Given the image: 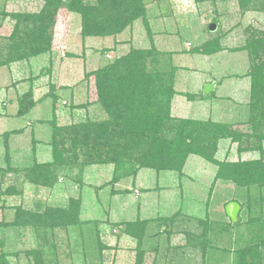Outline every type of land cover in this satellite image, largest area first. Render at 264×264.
<instances>
[{
  "label": "trees",
  "instance_id": "16d2710c",
  "mask_svg": "<svg viewBox=\"0 0 264 264\" xmlns=\"http://www.w3.org/2000/svg\"><path fill=\"white\" fill-rule=\"evenodd\" d=\"M235 1L240 19L248 12L264 13V0ZM63 9L80 16L83 42L88 38L117 37L136 22H140L146 28L151 47L131 48L115 62L87 74V78L94 76L95 102L106 113V120H86L59 126L55 106L57 98L53 93L43 97L42 101L52 98V118L49 120L52 129L50 161L40 162L34 157L33 163L28 167L13 165L9 140L12 135H19L24 129L3 134L6 166L0 167L2 211L6 198L24 195L22 187L27 183L53 189L59 179L64 178L63 180L79 183L82 189L86 168L113 166L114 176L108 185L112 186L113 193H128V190H116L115 185L121 180H135L142 169L181 174L192 155L216 167L212 188L216 182L224 181L247 190L253 187L264 190V27L245 28V44L235 50L246 52L250 63L247 74L251 81L249 118L246 122L247 130L243 132L236 129L235 124L179 119L172 116L171 106L177 94L175 78L178 68L173 64L172 54H169L171 65L165 71L159 68L163 54L153 43L154 34L149 28L146 0H95V3L89 0H43L39 13L25 17L12 14L9 17L16 21V26L9 35L8 44L1 41L3 38L0 39V68L49 54L57 16ZM213 22L218 24L219 19L215 18ZM220 38L221 35L212 38L216 40L213 45L202 44L199 49L192 51L193 54L212 56L223 51ZM106 51L103 50V54ZM39 102L40 100L35 101L32 90H29L18 98L17 116L25 117L31 114ZM86 106L87 104H83V107ZM224 139L238 144L239 156L245 152H258L260 157L247 161L241 158L236 162L219 161L216 159L218 144ZM31 142L33 150H36L40 141L33 136ZM81 208L82 199L75 197H70L67 205L48 206L42 212L25 209L21 204L15 206L12 220L8 221L7 216H4L0 222V230H17L22 236L32 232L35 238L33 242L24 241L23 249L8 252L7 236H0V264H10L11 257H23L26 259L25 264H81L69 262L67 259L73 256L74 250L65 237L69 238L70 231H78L83 238L82 242L85 243L89 237L84 236L83 229L87 225L99 223L82 221ZM247 209H250V205H247ZM262 220V217H250L248 227L253 232V239L244 246L233 245V252L227 244L219 246L218 239H211L210 233L201 236L188 233L189 247L194 251L202 250L205 256L209 248L211 264H264ZM229 223L233 226L230 219ZM147 224V221L137 220L112 225L113 229L120 230L137 241L134 264L144 263L146 252L143 249V240ZM240 224L239 214L234 226ZM216 225L217 223L211 222V232L214 235ZM63 231L67 232L63 235ZM227 231L228 226L223 225L222 232ZM95 232L93 238L97 249L91 251L92 260H85L84 264H104L105 248L100 241L101 231L97 228ZM91 234L93 235V230ZM89 245L93 247V244ZM213 249L220 252V260L219 257H212ZM59 250L64 253L60 255ZM86 250L85 247L80 251L76 250L77 254L83 253V261L89 257V251Z\"/></svg>",
  "mask_w": 264,
  "mask_h": 264
},
{
  "label": "rangeland",
  "instance_id": "374dc122",
  "mask_svg": "<svg viewBox=\"0 0 264 264\" xmlns=\"http://www.w3.org/2000/svg\"><path fill=\"white\" fill-rule=\"evenodd\" d=\"M89 1L95 3V0ZM146 4L147 16L149 15L150 22L149 28L156 36L153 37L155 40L153 43L163 54V56L161 55L160 57L159 68L161 71H165V69L171 65L169 54H175L174 60L172 57V61H174L173 64L180 68L177 74V91H189L191 94L199 93L203 83L213 80L211 75L216 76V70L218 67H221L223 68L222 72H228L230 74L236 73V75H239L237 89H239V84L242 83L240 89L243 93L247 92L246 86L243 88L245 80L242 81V78L247 74L250 67L249 59L246 52L235 50L245 44V28L251 26L257 29H263L264 13L248 12L240 19L238 6L235 0H146ZM42 7L43 0H0V17L2 16V21L0 22V39L3 38L1 41L4 44H8L10 42H7L9 35H11L13 29H15L16 21L12 17H9L10 15L17 14L25 17L29 14L39 13ZM215 18L219 19L217 30L215 32H210L209 26L215 23L213 22ZM81 21L80 16L76 13L68 12L66 9L59 12L51 51L48 55H52L51 66L54 75L58 77L64 74L65 79H63L69 81L67 84H76L74 88L70 90L73 92V95H76L82 102L89 100L91 104L95 105V107L93 106L90 108L88 116L80 112L76 120L85 121L89 118L91 121H103L107 119V115L100 105L95 102L96 94L93 86L95 83L94 76H92L93 79H90L93 83L89 86L90 92L86 91L84 86L86 85L87 87L88 82H80L85 72L84 68L89 70L94 64L100 63L101 60H99V58L101 56L106 57L107 55L106 59L104 57L105 61L103 62L107 65L127 54L130 48H150V39L145 26L140 22H136L131 28H127L124 33L117 36L116 39L113 37H106L105 39L102 38L104 39L102 41L86 39V41L83 42L81 38ZM218 35H221L220 43L222 44L223 51L219 52L216 59L213 57V59L210 60L202 54H193L192 51L199 49L202 44L208 43L209 45H213L216 40H212V38H217ZM106 49L107 51L103 54V50ZM69 54H77L78 56L71 58L68 57ZM38 61L39 62L34 61L35 69H37L38 66L40 69H43L45 66L49 67L46 63L48 61L47 58L44 57ZM37 63L39 64L37 65ZM38 72L39 69L36 70V73ZM3 81L4 78L0 74V84ZM198 88L199 90H197ZM84 91L88 93H84ZM200 92L202 93V90ZM64 94L68 95L69 91H65ZM219 95L222 98L229 97V100L224 99L222 102H218L219 100L215 99L214 96L211 98L212 101H209L211 107L205 113H200L201 104H196L193 99L183 97L186 105L183 102L182 107L186 106V109L183 111L180 106H176L174 109V116L179 119H187L186 117H211L217 120L220 119L222 122H230L236 119L237 121L240 119L248 121L249 115L248 113L245 114L246 111H243L241 115L239 114L242 108H240L237 103L242 100L236 98L234 90L231 87L228 86L221 92L219 91ZM66 98L65 100H67ZM181 100L182 99L177 97L175 103L179 102L181 104ZM45 107L46 106L39 111L41 115H39L38 112H34L25 118L0 120V133L22 126L25 127L27 122L31 121L30 119L39 117L48 118L49 116L45 114ZM244 114L246 115V119L243 118L245 117ZM243 124L246 125V123ZM46 127L43 126V128ZM246 128L247 125L244 131L247 130ZM31 131L32 128L27 127L26 132L17 137H13L14 141L11 146L13 165L17 167L30 166L33 163L34 157H37L40 162L51 160V149L47 143L50 141V138L47 136L50 135V132H44L46 135L45 137L44 133L41 135L40 140L42 143L40 148H38L39 152L37 154L35 150H33ZM172 135L173 134H171V136ZM2 141V138H0L1 168L6 166L5 149L2 145ZM236 147L235 144L230 142V139L222 141L220 148L221 154L217 153L216 157H218L220 161L226 159V161L235 162L239 159L236 153ZM242 158L255 159L258 158V155H242ZM86 170L85 179L88 181V186L91 183L94 184V186H102L109 182L113 176L112 166L91 167ZM216 170L215 166L205 162L199 157L193 156L186 164L184 169L185 177L181 180V183L176 173L157 174L151 170H142L137 180H135V183L131 178L122 181L117 186V189L128 188L130 192L123 193L112 199L109 194L111 187H104L99 193L98 200L95 193L93 195V193L87 190L88 187H86L82 193V199L84 198L83 219L85 221L92 220V223H94L93 221L99 222L97 225H88L85 227L83 234L89 237L86 243L93 244V249H95L96 241L93 237L96 234L95 230L98 228L101 230L107 243L116 241L120 238L121 244H123V240L124 243L130 242L129 246L125 244L124 247H120L121 250L119 253L121 254L126 246L131 248L134 245V241L122 236L121 232L113 234V221H135L138 217L143 219L156 218L158 216L170 217L177 211L182 210L183 216L176 219L173 226L174 235L170 243L173 247L179 248L175 250V252L177 251L176 253H171L170 260L178 259L182 264H201L200 256H198V253L201 254V250H197V253L194 250L185 248L186 241H189L190 235H185L183 232H196L199 230L197 229L196 221L198 219H206V215L209 216V219H211L213 223H217L215 235L210 232V236L211 239H215V237L218 239L219 246H226L227 244L231 247L233 252V245L236 247L239 246V244L242 246L246 245L248 241L250 242V240L253 239V232L250 231L248 227L250 217L252 219L255 217H262V221H264V190L260 191L255 187L247 190L246 188H240L233 183L224 181L216 182L214 188H212ZM58 184L60 186L55 187L54 190L28 183L25 184L22 187L24 192L23 196L6 198L4 202V211L1 210L3 203L0 202V222L3 220L4 216H7L8 221L12 220L14 213L13 208L19 204L25 209L42 212L48 206L57 207L67 205L66 201L69 197L73 196L78 198V195L81 194L77 184L72 185L69 180L66 182L62 180L61 183L58 182ZM134 188H137V190L140 189V197L135 194ZM233 201L241 204V224L237 226H234L235 223H233V226L229 223V218L225 212V204ZM247 205H250V209H247ZM108 214H110L111 220L110 223L107 224L104 221L107 220ZM160 224V222L152 224L150 227L151 230L157 231V229L160 228ZM222 224L228 226V231L226 233L222 232ZM165 227H169V224H165ZM92 230L93 235L90 233ZM66 232L63 231V235ZM2 235L7 236L8 243L6 250L8 252H15L19 249H23V245L21 244L23 240L33 242L35 238L32 232L22 236L20 231L13 229L0 230V236ZM68 235L72 241H74L73 237L78 238L80 241L82 240L81 236H78L76 231H70ZM160 237L162 238L160 245L163 246V248L159 247L160 251L158 252L156 264H164L168 259L166 258L167 246H165V241L168 239V236L161 235ZM240 237L241 239L239 240ZM18 243L20 244L18 245ZM153 244L154 243L148 239L145 248L148 250V247H151ZM72 248L74 249L75 246ZM188 248L190 247L188 246ZM90 250H92V248ZM128 253V251H124L123 255L125 256ZM132 254H134V252ZM70 260H73V258L70 257ZM25 261L26 259L23 257L17 260L13 257L10 258V264H24ZM117 264H133V261L130 260L126 262L125 259L122 258ZM202 264L210 263L203 262Z\"/></svg>",
  "mask_w": 264,
  "mask_h": 264
},
{
  "label": "crops",
  "instance_id": "0c3cea01",
  "mask_svg": "<svg viewBox=\"0 0 264 264\" xmlns=\"http://www.w3.org/2000/svg\"><path fill=\"white\" fill-rule=\"evenodd\" d=\"M153 37H156V36L154 35ZM113 38L116 39V37H113ZM88 39L102 41L105 38L104 39H102V38H88ZM90 46H92V45H90ZM138 48L147 49L145 47H138ZM218 54L219 53L214 54L212 56H206V55H203V54L202 55L204 57H208V59L212 60L213 57H215V59H216ZM51 56L52 55L44 54V55L38 56L36 58H31L29 60L15 62L13 64H10L9 66H5V67H1L0 68V74L4 78V81L0 84V120H4V119L5 120H8V119L13 120L14 118H25V117L31 115L34 112H38V114L41 115L39 113V111L44 106H46L45 110H46L47 113L45 112V114H47L46 116H49L48 118L39 117V118H36V119H30L31 121H28L27 125L25 127L22 126V127H18L16 129L7 131V132H11V131H15V130L24 129L23 132H21V134H23L24 132H26L27 127L32 128L31 137L34 136V138L36 140L40 141L39 144H37L36 150H35V152L37 154L39 152L38 148H40L41 143H42V141L40 140L41 135L44 132H47V133L50 132V135H47L50 138V141H51V135H52V129H51V126L49 124V120L52 118V109H51L52 108L51 107L52 106L51 105L52 98H47V100L42 101L44 96H46L48 93H53L54 97L57 98L55 106H56L57 122H58L59 126H68V125H71L73 123L84 122L83 120H79V121L76 120L78 118L77 117L78 114L80 112H82V113H84L85 116H88L89 113H90V108L93 107V106L95 107V105L91 104L89 102V100L87 101V100L84 99L85 102H82V101L79 100V98L76 97V95L75 96L73 95V92H71L70 90H72V88H74V86L76 84H73V85L67 84L69 81H65L64 80L65 79L64 78V74L63 75H59L58 77H56V75H54V72H53V69H52V66H51L52 65L51 64ZM75 56H78V55L77 54H69L68 57L74 58ZM174 56H175V54L173 55V60H174ZM44 57L48 59V61L46 63L49 65V67L45 66V67H43V69H40V67L38 66L37 69H39V72L36 73L37 69H35V67H34V61L39 62L38 60H41ZM104 57L105 56H101L99 58V60H101V62H102V66H101V62H100V63L94 64L92 66V68H90L89 70L84 68L85 72H84V75H83L82 80L80 82L81 83L83 81H87L88 82L87 87H86V85H84L86 91H89L90 84H93L92 81L90 80V79H93L92 76L87 78V74L88 73L90 74V73L96 71L97 69L103 67L104 65H106V63H103L105 61ZM106 57H107V55H106ZM106 57H105V59H106ZM38 64L39 63H37V65ZM174 66H176V65H174ZM177 68H178V70H177L176 78H175V90H176L177 94L174 96V98L172 100V106H171V109H172L171 112H172V116L173 117H175L174 116V112H175L174 109H175L176 106H180L183 111H184V109H186L185 108L186 106L182 107L183 102L186 105L183 97L184 98L193 99V101H195L196 104H198V103L201 104L202 107L200 108V110H201L200 113H202V112L205 113L211 107V105L209 104L210 103L209 101H212L211 98H213L214 96H215V99L219 100L218 102H222V100H224V99H228L229 100V97H223L222 98L219 95V91L221 92L222 90H224L228 86L231 87L234 90V95L236 96V98L242 100V101H239L237 103L240 106V108H242V111L239 114L241 115V113H243V111L244 112L246 111L245 114L248 113V115H249L248 104L250 102V85H251L250 78L247 76V74L249 72V69L247 71V74L242 78V81L245 80V84L243 85V88H244V86H246V88H247V92H245V93H243V91L240 89V86H241L242 83L239 84V89H237V84H238L237 81L239 80V77H240L239 75H236V73L235 74H230L228 72H222L223 68L218 67V69L216 70V76H212L211 75L213 80H211L209 82H207V81L204 82L202 88L200 90H199V88L197 89V90H199V93L191 94L189 91H177V88H176V85H177V82H178L177 74H178V72L180 70L179 67H177ZM207 84H212L213 85V90L209 94L203 93V89H204L205 85H207ZM29 90H32L33 97H34L35 101H39L40 100V102L37 104V106L31 112V114H29V115H27L25 117H18L17 116V112H18V108H19L18 98H20L23 94H25ZM201 90H202V93L200 92ZM65 91H69V94L65 95L64 94ZM86 91H84V93H88ZM240 92H241V94H240ZM177 97L182 99L181 100V104L179 102L175 103V100H176ZM65 98L67 100H65ZM88 98H89V94H88ZM188 101H190V100H188ZM83 104H87V106L83 107ZM235 112H236V110H235ZM186 118L187 119L189 118L191 120H211V121L217 122V123L235 124L236 125V129L242 130L243 132H244V128L246 126L243 123H246V121H247V120H243V119H240V120L237 121V119H236V120H232L230 122H222V121H220V119L217 120V119H214V118H211V117H209V118H203V117L202 118H199V117L198 118H190V117H186ZM243 118L246 119V115ZM86 120H89V118L86 119ZM37 123H38V126H37ZM43 126H45V127L47 126V127L43 128ZM48 127H49V129H48ZM4 133H6V132H4ZM4 133H0V138H2V140L4 139L3 138V134ZM21 134H19V135H21ZM19 135L16 134V135H12L10 137V140H9L10 148L12 146V142L14 141L13 137H17ZM45 136L46 135L44 133V137ZM226 140L227 139L219 141V144H218L219 150L221 148V142L222 141H226ZM3 141H2V145L4 146V149H5V144H4ZM50 141L47 142L49 147H50V145H49ZM230 142H231V140H230ZM232 144H235L238 147V144H236V143H232ZM237 147H236V153L238 154ZM50 149H51V147H50ZM219 150H218L217 153L221 154L220 153L221 150L220 151ZM11 154H12V148H11ZM242 155H251V156H255V155L257 156L258 155V158L260 157L258 152H245V153H242ZM242 155H240V156L238 155V158L239 159L241 158L244 161L258 159V158H255V159H243ZM193 156L194 155L190 156L188 158V160L191 157H193ZM196 157H198V156H196ZM12 159H13V156H12ZM200 159H202V158H200ZM216 159L220 161V159L218 157H216ZM188 160H187L186 164L188 163ZM224 160H226V159H224ZM186 164H185V167H186ZM91 167H100V166H90V167H88L86 169H89ZM185 167H184V169H185ZM112 168H113L112 171H113V176H114V167L112 166ZM86 169H85L84 174H83V186H82V189H80V184L79 183H76L74 181L69 180L72 185H76L77 184V187L79 188L78 190L81 193V194L78 195V198L82 199V197H83L82 193H83V190L86 187H88L87 190L90 193H93V195L95 193V195L97 197V200H98L100 191L103 190L104 187H111V191L109 192L111 199L116 197V196H120L121 194H123L122 192H119V193H113L112 192V186L108 185V183L112 179L109 182H107L104 185H102V186H94V184H92V183L89 184V186H88L87 185L88 181L85 179V175H86L85 172L87 171ZM184 169H183L181 174H179L177 172H173V171H162V172H157L155 170H151V171H154L157 174H160V173H176L178 175V177L180 179V183H181L182 182L181 180L185 177ZM142 170H150V169H142ZM142 170H140V171H142ZM140 171H139V173H140ZM139 173H138V175H139ZM138 175H137V177H138ZM113 176H112V178H113ZM137 177H136L135 180H137ZM62 180L63 179H59V182L61 183ZM135 180H134V183H135ZM66 181H67V179L65 180V182ZM122 181H124V180H121L120 182H118L115 185V189L116 190H122V191L128 190L130 192V189H128V188L117 189V186ZM57 185L58 186H55V187H59L60 186L59 184H57ZM54 189L55 188H53L52 190H54ZM133 190L135 191V194L140 197V195H141L140 189L137 190V188H134ZM71 197H73V196H71ZM69 198L67 199V201L69 200ZM83 199H82V208H81L80 218H81L82 221H85L83 219V211H84V209H83ZM67 201H66V203H67ZM180 216H183L182 210L177 211L175 214H173L170 217H159L158 216L156 218L153 217V218H149V219H143L141 217H138L135 220V221H137V220L147 221V223H148L147 227H146L145 237H144V240H143V249L146 252L145 256H144V263L143 264H156L157 259H158V252L160 251L159 247L163 248V246L160 245V241L162 239L160 237L161 235H167L168 236V239H166V241H165V246H167V248H166L167 249V257L166 258H168V259H167V261L164 264H171V262H172V264H182L181 261L178 260V259H176V260L171 259L170 260V257L172 255L171 253L175 252V250H177L179 248V247H173L170 243H171V239L173 238V235H174L173 226H174V224L176 222V219H178ZM205 217H206V219H203V220L198 219L196 221L197 229H199V230H197L196 232H194V231L193 232L184 231L183 233L185 235H188V233H190L191 235H200V236L202 234H204V233H205V235L209 234L212 231L211 229L213 228V226H211V222H213V221H211V219H209L208 215H206ZM207 219H208V221H207ZM110 220H111V216H110V214H108V218L104 222L108 224V223H110ZM91 221H86V222H91ZM135 221H122V222H118V221L114 222L113 221V224L128 223V222H135ZM156 222H160L161 223L159 225L160 228L157 229V231L151 230V228H150L151 225L156 223ZM165 224H169V227H165ZM200 224L203 225V226H201ZM84 229H83V231H84ZM122 229H124V227H122ZM112 232H113V234H118V232H122V231L115 230V229L112 228ZM91 233H92V231H91ZM77 234H78V231H77ZM78 236H80V235L78 234ZM122 236L126 237L127 239H130V240L134 241V245L131 248H128L126 246L125 249L120 254L119 253V251L121 250L120 247H124L125 244L129 246L130 242L124 243V240H123L122 241L123 244H121V238H120V239H118L116 241L107 243L106 240L104 239V236H103L102 232H101L100 241L102 242V246L105 248V250L103 252V255H104L103 263L104 264H117V262L120 259H122V258H124L126 262L132 260L133 264L135 263V248H136V245H137V241L135 239L125 235L124 233H122ZM73 238H74V241H72L70 239V236H69V238L65 237V240L68 243H70L71 245L74 244V245H72V247L75 246L74 249L71 247L74 250V253H73L74 257L72 256L73 260H70V258H67V259H69V262L74 261L73 263L78 262V263L84 264L85 260H87L88 262L90 260H92V257H90V255H92L91 251H95L97 249V246L95 245V249H93V247H91V245L89 246V243H86V241H85V243H83L82 240L80 241L78 238H75V237H73ZM148 239H150V241H152L154 244L151 247H148L149 249L147 250L145 247L147 246L146 244H147ZM23 242H24V240H23ZM189 242H190V239H189V241H186V245L187 246L185 245V248H187V249H191V248H188ZM19 244L20 243H18V245ZM21 244L23 245V248H24V243H21ZM82 247L87 248L86 251H89L88 252L89 253L88 254L89 257L85 258L84 261H83V257H84L83 253L82 252L79 253V254L76 253V250L80 251ZM221 247H223V246H221ZM91 248H92V250H90ZM172 249H173V251H172ZM191 250H193V249H191ZM124 251H128L129 253L124 256L123 255ZM207 251L208 252H207L206 256H205V254H203L202 250L200 251L201 254L198 253L197 251H195V252L198 253V256H200L201 264L203 262L204 263H210V264L212 263L211 260H210V258H211L210 257V249L207 248ZM133 252H134V254H132ZM147 252H149V253H147ZM211 252H212V255H213L212 257L213 258L218 257V255L220 254V252L218 250H216V249H213V251H211ZM59 253H60V255L63 254V252L60 251V250H59ZM13 258L16 259L15 257H13ZM25 263H26V261H25Z\"/></svg>",
  "mask_w": 264,
  "mask_h": 264
},
{
  "label": "water",
  "instance_id": "95a60500",
  "mask_svg": "<svg viewBox=\"0 0 264 264\" xmlns=\"http://www.w3.org/2000/svg\"><path fill=\"white\" fill-rule=\"evenodd\" d=\"M217 30V24L213 23L209 26L210 32H215ZM213 90L212 84H207L204 87V93L209 94ZM241 210V205L238 202H230L226 205L225 212L228 218L232 221V223H237L239 214Z\"/></svg>",
  "mask_w": 264,
  "mask_h": 264
}]
</instances>
